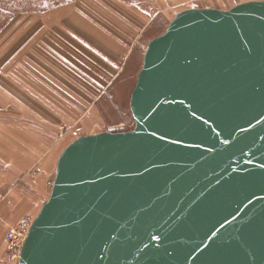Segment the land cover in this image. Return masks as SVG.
<instances>
[{"label": "water", "instance_id": "95a60500", "mask_svg": "<svg viewBox=\"0 0 264 264\" xmlns=\"http://www.w3.org/2000/svg\"><path fill=\"white\" fill-rule=\"evenodd\" d=\"M130 108L65 148L18 264H264V1L178 13Z\"/></svg>", "mask_w": 264, "mask_h": 264}, {"label": "crops", "instance_id": "0c3cea01", "mask_svg": "<svg viewBox=\"0 0 264 264\" xmlns=\"http://www.w3.org/2000/svg\"><path fill=\"white\" fill-rule=\"evenodd\" d=\"M151 13L145 0H70L20 22L14 13L0 29V264H16L6 234L39 213L70 131L120 124L102 114L114 121V95L138 78L136 45Z\"/></svg>", "mask_w": 264, "mask_h": 264}, {"label": "rangeland", "instance_id": "374dc122", "mask_svg": "<svg viewBox=\"0 0 264 264\" xmlns=\"http://www.w3.org/2000/svg\"><path fill=\"white\" fill-rule=\"evenodd\" d=\"M66 1L70 0H0V29L7 26L9 20L17 14L18 18H20L19 22L26 17H39L43 13L50 11L51 9L65 3ZM146 7L148 12H152L151 14H147V25L144 30L140 33L139 42L136 45V50L139 54V65L138 71L143 67V54L148 49L149 43L163 35L167 29L169 24L175 19L176 15L184 10H189L191 8H199V9H217L228 11L233 7H236L240 4L247 3V2H255V1H264V0H145ZM11 12V13H9ZM63 51L65 50L62 46L61 48ZM137 71V73H138ZM137 78V77H136ZM136 78L131 79L130 84L126 85V93L123 95H114L113 101L115 105L111 107V113L115 115L114 121L109 119L107 112H103L105 116L102 114L104 121L107 123H120L116 125L113 130L115 132H128L132 131L135 128V121L133 120V115L130 108V98H131V91L133 90L134 86L136 85ZM24 98V96H22ZM106 97V100L110 102V98L112 96L109 94ZM100 104V101H99ZM6 113V112H5ZM4 116H2L1 123L4 124ZM20 128V127H19ZM5 126L3 125L4 132ZM77 129V128H76ZM111 131V130H107ZM106 132V131H104ZM85 132H79V135L75 131H70L69 135L67 136V140L62 143V147L67 145L68 143H72L75 141L76 137L87 136L82 135ZM78 137V138H79ZM75 139V140H74ZM73 140L72 142H69ZM53 174V173H52ZM55 175L52 176V181L48 195L44 198L46 203L51 195ZM42 209V207H41ZM40 209V211H41ZM39 211V212H40ZM39 214V213H38ZM37 214V215H38ZM37 217V216H36ZM35 217V218H36ZM34 217L29 216L32 223L35 219Z\"/></svg>", "mask_w": 264, "mask_h": 264}, {"label": "built area", "instance_id": "2783aa9c", "mask_svg": "<svg viewBox=\"0 0 264 264\" xmlns=\"http://www.w3.org/2000/svg\"><path fill=\"white\" fill-rule=\"evenodd\" d=\"M31 225V219L26 218L8 230L6 234V242L9 252V260L11 262L16 264L19 263L20 253Z\"/></svg>", "mask_w": 264, "mask_h": 264}]
</instances>
